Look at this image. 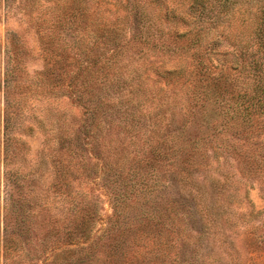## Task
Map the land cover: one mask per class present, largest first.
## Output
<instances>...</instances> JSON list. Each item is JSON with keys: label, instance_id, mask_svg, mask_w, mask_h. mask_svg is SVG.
Here are the masks:
<instances>
[{"label": "rangeland", "instance_id": "rangeland-1", "mask_svg": "<svg viewBox=\"0 0 264 264\" xmlns=\"http://www.w3.org/2000/svg\"><path fill=\"white\" fill-rule=\"evenodd\" d=\"M213 4L0 0V264H264V117L225 134L192 98L257 5Z\"/></svg>", "mask_w": 264, "mask_h": 264}, {"label": "trees", "instance_id": "trees-1", "mask_svg": "<svg viewBox=\"0 0 264 264\" xmlns=\"http://www.w3.org/2000/svg\"><path fill=\"white\" fill-rule=\"evenodd\" d=\"M187 1L188 5L185 7V12L189 14L197 12L193 20L196 24L202 23L205 19L212 22L215 16L220 17L219 11L212 14L215 7L213 3L220 0ZM250 2L256 4L257 7L255 6V9L249 14L248 22H242L240 26L233 23L234 25H231L229 33H227V26L232 22L230 17H222L214 24L218 27L223 26V28H220L223 30L219 33L222 34L225 41L228 42L229 40V43L235 47L232 57L229 50L216 51L219 55L217 62L228 68L225 79H230L231 85L226 86L227 81H217L199 92V85L197 84L192 96L194 100L202 99V106L209 104V107L220 109L219 130L230 135L239 134L242 129L253 127L258 124L259 118L264 117V0H255V3L250 0ZM182 31L186 34H194L195 32L191 28ZM210 39L212 38L209 37V40L206 38L205 45H215L216 41L213 42ZM209 59L211 60V58ZM239 79L243 89L241 93L235 90V80L238 82ZM145 154L147 157L141 160L146 165L152 163L164 164L162 163L164 159L168 160V164H172V160L160 148L159 143L151 145ZM196 154L200 155L199 152H196ZM179 161L188 164L192 162V159L191 156L181 155ZM120 240V237L112 239L115 243L110 248L111 255L116 259L122 255V251L118 247Z\"/></svg>", "mask_w": 264, "mask_h": 264}]
</instances>
